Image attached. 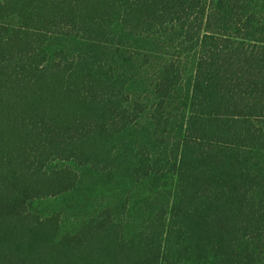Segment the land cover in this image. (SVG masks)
<instances>
[{
  "label": "trees",
  "instance_id": "1",
  "mask_svg": "<svg viewBox=\"0 0 264 264\" xmlns=\"http://www.w3.org/2000/svg\"><path fill=\"white\" fill-rule=\"evenodd\" d=\"M0 264H264V0H0Z\"/></svg>",
  "mask_w": 264,
  "mask_h": 264
},
{
  "label": "rangeland",
  "instance_id": "2",
  "mask_svg": "<svg viewBox=\"0 0 264 264\" xmlns=\"http://www.w3.org/2000/svg\"><path fill=\"white\" fill-rule=\"evenodd\" d=\"M63 205L62 201H57L56 199H49L45 200L40 203L41 207L48 208V209H55V208H60V206Z\"/></svg>",
  "mask_w": 264,
  "mask_h": 264
}]
</instances>
